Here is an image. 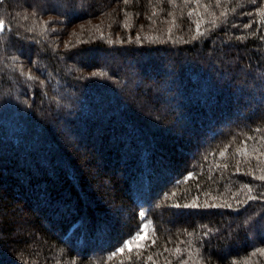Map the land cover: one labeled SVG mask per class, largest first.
<instances>
[{
  "label": "trees",
  "instance_id": "1",
  "mask_svg": "<svg viewBox=\"0 0 264 264\" xmlns=\"http://www.w3.org/2000/svg\"><path fill=\"white\" fill-rule=\"evenodd\" d=\"M0 21V264H264V0Z\"/></svg>",
  "mask_w": 264,
  "mask_h": 264
},
{
  "label": "snow or ice",
  "instance_id": "2",
  "mask_svg": "<svg viewBox=\"0 0 264 264\" xmlns=\"http://www.w3.org/2000/svg\"><path fill=\"white\" fill-rule=\"evenodd\" d=\"M125 2L127 3V0H125ZM4 27H5L4 22H3V21H0V30H3ZM262 179H264V177H262ZM192 206L195 207L196 205L193 204ZM141 215L143 216V215H145V214H144V213H141ZM144 238H145L144 236H138V237H137V239H140V240H143ZM119 251L123 252V249H120Z\"/></svg>",
  "mask_w": 264,
  "mask_h": 264
},
{
  "label": "rangeland",
  "instance_id": "3",
  "mask_svg": "<svg viewBox=\"0 0 264 264\" xmlns=\"http://www.w3.org/2000/svg\"><path fill=\"white\" fill-rule=\"evenodd\" d=\"M56 7H60V5L59 6H56ZM95 173V172H94ZM96 174V173H95ZM142 192V191H141ZM105 228V227H104ZM103 228V226L101 227V231H100V233H102V232H104V233H102V234H104V235H106V232L104 231L105 229ZM101 234V235H102Z\"/></svg>",
  "mask_w": 264,
  "mask_h": 264
}]
</instances>
